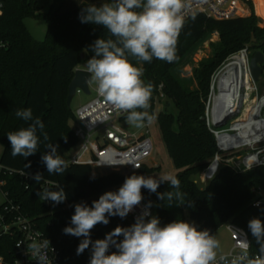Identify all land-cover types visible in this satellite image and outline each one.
Returning <instances> with one entry per match:
<instances>
[{
	"label": "trees",
	"instance_id": "trees-1",
	"mask_svg": "<svg viewBox=\"0 0 264 264\" xmlns=\"http://www.w3.org/2000/svg\"><path fill=\"white\" fill-rule=\"evenodd\" d=\"M1 1L4 11L0 15V40H4L7 47L0 50V144L3 145L0 164L6 169V173L0 174V179L6 180V184L1 185L6 201L0 206V213L9 200L20 205L22 212L30 216L47 238L61 249L60 264H89L88 249L76 255L81 241L78 237L63 234L62 230L70 226L75 204L83 202L91 206L100 195L112 191L110 188L121 186L127 176L109 172L94 174L93 179L89 165L69 162L63 175H49L46 165L41 162V156L49 151L44 147L47 141L43 135L38 131L41 146L34 155L25 159L11 156L7 133L27 126L15 116V110L31 108L33 117H39L44 123V131L51 138V143L66 149L78 144L70 124L71 120H75V111L67 103L69 86L76 69L86 64L94 54L90 45L98 38H111L103 26L81 23L79 14L83 7L91 4L99 6L109 0H52L47 10H44L42 0ZM27 17L47 20L48 30L44 40L33 37L25 23ZM214 32L221 34V41L214 44L213 55L194 69L197 83L194 88L193 81L178 77L174 71L191 57L197 44ZM253 34L258 42L248 51L262 50L264 53V27L259 25L257 16L215 19L196 14L185 21L179 35L177 60L168 63L153 58L150 63H137L135 59H130L143 68L145 83L153 85L150 106L154 107V98L162 86L178 109L177 116L169 110H161L158 119L169 155L177 169L174 175L180 180V191L185 193L186 204L177 206L175 201L159 200L155 193L142 189L145 203L152 202V215L160 218L161 225L177 219L186 221L189 215L200 230L207 229L211 234L227 222H235L248 232L252 250L258 252L248 222L252 218L264 222V202L259 207L254 206L259 198L257 189L264 190V167L238 171L224 165L205 186H200L195 179L217 151L214 134L205 118L211 76L231 55L247 48ZM259 84L264 86V64ZM29 163L30 167H26ZM155 171L157 169L144 166L133 173L149 176ZM20 172L32 175L42 173L46 181L59 184L64 189L67 199L60 206H48L36 195L45 180L37 184ZM52 190L58 191L59 188ZM167 191H175L167 182L161 183L157 189L161 193ZM67 203L70 208L65 207ZM131 224L129 216L124 219L109 217L107 225L97 224L91 230V239H103L117 226L128 227ZM14 247L13 238H0V256H4L7 262L14 260Z\"/></svg>",
	"mask_w": 264,
	"mask_h": 264
},
{
	"label": "clouds",
	"instance_id": "clouds-1",
	"mask_svg": "<svg viewBox=\"0 0 264 264\" xmlns=\"http://www.w3.org/2000/svg\"><path fill=\"white\" fill-rule=\"evenodd\" d=\"M189 7L190 0H109L99 6L91 4L81 9V23L101 25L111 37L98 38L90 45L94 54L86 62L89 83L96 85L97 94L106 103L125 114L130 126L141 128L154 119L148 111L153 85L145 83L143 68L134 64L130 57L137 63H150L153 58L168 63L177 60L178 38ZM15 116L27 126L7 133L11 156L26 159L34 155L41 146L39 131L47 141L44 147L49 149L41 156V162L46 165L49 175H63L69 166L57 153L59 145L51 143L42 120L33 117L31 108L17 109ZM26 167H30V163ZM31 178L37 184L45 180L40 172ZM92 178H95L94 174ZM165 182L175 191L157 192L160 184ZM45 183L51 182L45 180ZM142 189L155 193L159 200L175 201L177 206L186 204L185 193L180 191V180L175 175L153 177L133 173L124 179L117 191H106L91 206L83 202L74 205L70 226L62 232L83 237L76 255L91 247L89 264H264V222L259 218L248 222V229L258 245L255 256L249 254L250 242L247 240L241 246V252L224 254L219 251L220 241L209 230H200L195 223L181 219L161 225L160 218L147 210L136 216L130 226H117L106 233L105 238L93 241L91 230L97 224L107 225L109 217L124 219L141 204L144 200ZM36 195L41 201H51L54 205L67 199L59 184L43 187ZM151 203L149 201L147 207ZM254 206L259 207V202ZM49 245L47 238L32 241L27 244V254L38 264H51L46 251ZM112 248L115 251L110 252Z\"/></svg>",
	"mask_w": 264,
	"mask_h": 264
},
{
	"label": "built area",
	"instance_id": "built-area-1",
	"mask_svg": "<svg viewBox=\"0 0 264 264\" xmlns=\"http://www.w3.org/2000/svg\"><path fill=\"white\" fill-rule=\"evenodd\" d=\"M241 4L242 0H190L186 20L196 14H204L215 19L238 17L242 10ZM3 11L4 4L0 0V15L3 14ZM5 47H7V43L0 40V50ZM247 51L248 49L245 48L244 52L247 53ZM78 68L86 69V64ZM216 82L218 83L217 80ZM216 82L212 86L213 93L208 100L205 118L208 127L214 134L217 151L196 181L205 185L215 178L224 165L238 171L264 167V88L251 76L249 86L244 85L238 92L222 98L221 90ZM224 103L230 105L229 111L239 109L240 115L229 122L225 128H217L215 125L223 114L215 118L214 108L217 105L223 107ZM124 118L125 114L106 103L96 91V97L75 110L74 132L80 147L69 163L89 165L92 168V173L96 169L100 174L133 173L144 166H150L155 153V145L150 132L151 125L145 123L141 131L132 132L121 123ZM224 154L226 155L224 156ZM133 164L138 165L139 168H135ZM5 170L0 164V174L6 173ZM10 172L13 171L10 170ZM20 174L27 179L32 176V174L26 175L23 172ZM0 183L1 185L6 184V180L0 179ZM55 185L56 183H44L43 187H54ZM256 193L259 198L254 202V205L259 202L260 206L264 202V190L259 188ZM44 202L48 206L54 205L51 201ZM60 204H56V206H60ZM147 205L143 200L128 214L133 223L136 216L145 210L152 214L151 207H147ZM65 207L70 208L71 205L67 203ZM225 225L232 241V247L224 254L234 255L241 252V246L246 240L250 242L249 254L252 256L258 254L252 250L251 239L243 227L232 221ZM3 236L14 239L15 257L12 262H7L4 256H0V264H38L27 254V244L32 241H43L47 236L37 227L36 222L30 216L22 212L21 206L11 200L0 213V238ZM82 239L83 237H79L80 241ZM46 251L51 264L61 263L62 251L58 246L50 241ZM111 251H115V249L112 248ZM88 254L91 256V247L88 249Z\"/></svg>",
	"mask_w": 264,
	"mask_h": 264
},
{
	"label": "rangeland",
	"instance_id": "rangeland-1",
	"mask_svg": "<svg viewBox=\"0 0 264 264\" xmlns=\"http://www.w3.org/2000/svg\"><path fill=\"white\" fill-rule=\"evenodd\" d=\"M50 2H52V0H42V4L44 5V10H47ZM241 8L242 10L238 16L249 17L252 15H255L258 18L259 25L261 27H264V0H242ZM25 23L27 25V28L33 35V37H35L37 40H40V41L45 39L47 30H48V22L45 18L27 17L25 19ZM253 36L255 35L253 34ZM220 41H221V34L219 32H214L208 38L201 41L199 44H197V47L195 51L193 52V54L191 55V57L187 59L182 65L178 66L175 69L174 71L175 74L182 79L189 80L190 82L193 81L194 82L193 87L196 88L197 83L195 80L194 69L197 68L203 60H206L213 55L214 44H217ZM257 42H258V39L255 43ZM243 51H244V48L238 51L237 53L231 55L212 74L211 80H210V91L205 101V116L207 112L208 100L210 98V95L213 93L212 86L214 85L218 76L220 75V73L223 71V69L228 63H230L233 60H238L242 63V66H243L242 67V74H243L242 82L245 80V78L250 77L249 64H250V59L255 52L254 50H250V51H247V53L245 54ZM81 66H84V65H81ZM257 83L259 84V82ZM261 87L264 88V86H261ZM90 90H91V94H86L84 92L77 93V95L74 97L72 104H71V109L73 111H75L80 105L96 97V85L94 83H90ZM154 103H155L154 107L150 106L148 109L149 113L154 116L153 121L150 123L151 125L150 132H151L154 145H155V153L151 159L152 163L149 167L155 168L157 169V171H155L150 176L158 177L162 174H173L174 175L177 169L173 163L172 158L169 155L163 134L161 132L158 114L160 113L161 110H169L175 116H177L178 109L174 101L166 95V93L164 92L161 86L159 87L158 93L156 94L154 98ZM121 123L128 130L132 132L142 130V127L136 128V127L130 126L126 122L125 118L121 120ZM70 124L73 128H75L76 121L73 119L71 120ZM79 147H80V143H78L76 146L72 147L71 149H66L62 145H59V148L57 149V153L62 157V159H64L66 162H69L71 158L77 153V151L79 150ZM2 152H3V145L0 144V157H1ZM225 155L226 154H224V156ZM93 173H98V171L95 169ZM121 174H123L124 176H128L133 173H121ZM199 176L195 177L196 181H198ZM198 184L200 186H205V184H201V183H198ZM119 187H112L110 188V190L114 191L118 189ZM5 201H6V198L2 191L1 183H0V206L4 204ZM186 221L195 223L194 220H192L189 215H187ZM212 234L216 235V238L220 241V245H221L220 250H219L220 252L225 253L231 249L232 241L230 239V236L226 229L225 224L221 228L213 232Z\"/></svg>",
	"mask_w": 264,
	"mask_h": 264
},
{
	"label": "water",
	"instance_id": "water-1",
	"mask_svg": "<svg viewBox=\"0 0 264 264\" xmlns=\"http://www.w3.org/2000/svg\"><path fill=\"white\" fill-rule=\"evenodd\" d=\"M257 41L256 37H252V42L248 44L247 49H252ZM264 53L262 50H257L250 59L249 70L255 82H260L263 75ZM90 74L87 73L85 68H77L74 78L69 86V94L67 103L71 106L74 97L78 91L86 94H91L90 90ZM240 115V110H230L224 114L218 123L215 125L217 128H225L226 125Z\"/></svg>",
	"mask_w": 264,
	"mask_h": 264
},
{
	"label": "bare ground",
	"instance_id": "bare-ground-1",
	"mask_svg": "<svg viewBox=\"0 0 264 264\" xmlns=\"http://www.w3.org/2000/svg\"><path fill=\"white\" fill-rule=\"evenodd\" d=\"M244 52V51H243ZM242 52V53H243ZM246 54V52H244ZM242 63L238 60H233L230 63H228L223 71L220 73V75L217 78L218 87L221 90V97L225 98L231 93H236L239 91L241 87L244 85L249 86L250 80H251V74L250 77L245 78V80L242 82ZM250 72V70H249ZM230 105L228 103H224L223 107H220L217 105L214 108V117L217 118L219 115H224L229 111Z\"/></svg>",
	"mask_w": 264,
	"mask_h": 264
},
{
	"label": "crops",
	"instance_id": "crops-1",
	"mask_svg": "<svg viewBox=\"0 0 264 264\" xmlns=\"http://www.w3.org/2000/svg\"><path fill=\"white\" fill-rule=\"evenodd\" d=\"M81 106V105H80Z\"/></svg>",
	"mask_w": 264,
	"mask_h": 264
}]
</instances>
